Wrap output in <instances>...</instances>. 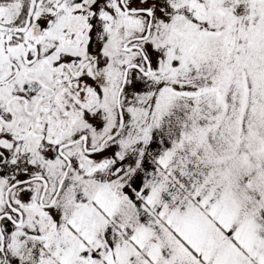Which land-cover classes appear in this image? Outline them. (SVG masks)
<instances>
[{
    "label": "snow or ice",
    "instance_id": "obj_1",
    "mask_svg": "<svg viewBox=\"0 0 264 264\" xmlns=\"http://www.w3.org/2000/svg\"><path fill=\"white\" fill-rule=\"evenodd\" d=\"M0 264H264V0H0Z\"/></svg>",
    "mask_w": 264,
    "mask_h": 264
}]
</instances>
